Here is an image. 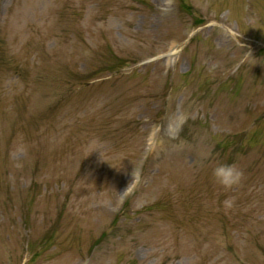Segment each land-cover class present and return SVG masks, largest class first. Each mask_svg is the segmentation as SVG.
Masks as SVG:
<instances>
[{"label": "rangeland", "instance_id": "1", "mask_svg": "<svg viewBox=\"0 0 264 264\" xmlns=\"http://www.w3.org/2000/svg\"><path fill=\"white\" fill-rule=\"evenodd\" d=\"M0 264H264V0H0Z\"/></svg>", "mask_w": 264, "mask_h": 264}, {"label": "clouds", "instance_id": "2", "mask_svg": "<svg viewBox=\"0 0 264 264\" xmlns=\"http://www.w3.org/2000/svg\"><path fill=\"white\" fill-rule=\"evenodd\" d=\"M242 171L234 164L230 163H218L212 169V176L215 182L222 186L224 190L232 188L234 185L239 184L242 178ZM234 198L225 197L223 204L226 207H231L233 204Z\"/></svg>", "mask_w": 264, "mask_h": 264}]
</instances>
